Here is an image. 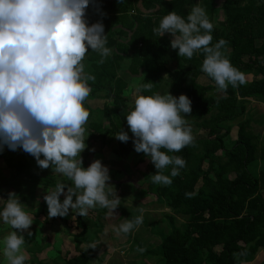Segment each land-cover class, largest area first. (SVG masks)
<instances>
[{
    "label": "trees",
    "instance_id": "1",
    "mask_svg": "<svg viewBox=\"0 0 264 264\" xmlns=\"http://www.w3.org/2000/svg\"><path fill=\"white\" fill-rule=\"evenodd\" d=\"M196 5L205 9L214 25L210 46L224 39L227 44L221 52L231 64L244 74H261L263 78L220 90L201 70L205 58L202 50L191 59L178 56V50L170 47V34L158 37L154 33L153 29L159 27L168 12L174 11L186 19ZM85 13L89 25L103 23L105 46L111 49L103 63L101 56L90 49L82 61L84 72L95 77L87 81L91 91L84 101L89 112L87 144L91 140L101 145L113 143L112 151L120 157L136 152L125 117L134 108V104L128 108L124 96L132 76L137 77L135 87L153 83L151 91H142L140 95H186L191 101L189 115L196 127L207 130L206 138L193 139L179 152L161 149L186 161L179 175L171 177L170 185L152 182L156 169L151 163L149 173L137 184L139 188L134 186L141 194L154 196L155 203L170 208L174 215L184 217L181 226H177L174 215H164L170 228L160 233L158 252L153 255L160 264H250L259 251L264 252V136L252 132L249 120L237 122L234 137L230 132L234 121L244 115L247 99L264 103V0H221L219 5L216 0H90ZM125 58L129 63L122 67ZM202 74L210 84L196 82ZM96 99L102 100L100 107H93ZM120 130L128 133L127 142L114 137ZM138 154L137 162H144L145 155ZM0 161L13 170L12 189L25 199L15 186H25L23 179L36 175L39 166L35 158L23 150H3ZM82 162L84 165L83 159ZM172 167H166L163 174L170 176ZM42 184L47 188L56 186L52 179H42ZM67 184L71 186L72 182L68 180ZM34 198L32 195L30 199ZM97 208L94 219L75 215L76 228L81 229L73 236L77 255L58 256L59 264H93L95 259H102L93 253V246L80 248L81 244L99 242L104 234L102 219L106 208ZM130 213L124 212L123 217L134 220L140 216ZM119 236L128 239L116 241L113 246L131 241L130 251L144 252L131 239L130 232ZM216 247H220L219 252H215ZM32 254L28 264H42Z\"/></svg>",
    "mask_w": 264,
    "mask_h": 264
},
{
    "label": "clouds",
    "instance_id": "2",
    "mask_svg": "<svg viewBox=\"0 0 264 264\" xmlns=\"http://www.w3.org/2000/svg\"><path fill=\"white\" fill-rule=\"evenodd\" d=\"M89 4L90 0H0V150L4 146L12 151L21 148L35 158L39 168L51 167L72 182L71 186L58 183L46 192L43 199L48 217L67 216L70 209L83 217L97 206L114 214L121 200L108 183V168L99 160L87 168L81 166L80 154L87 138L84 125L89 118L84 101L91 91L87 81L95 79L84 72L82 61L89 49L101 56L100 63L111 54L105 46L103 23L86 22ZM213 27L205 9L196 5L186 19L168 12L153 31L158 37L170 34V47L178 50V56L191 59L202 50L201 70L220 90L245 84V74L221 52L227 41L220 39L210 46ZM152 87L153 83L147 82L135 91H151ZM189 114L190 99L167 92L137 95L134 108L125 116L134 150L148 157L156 169L153 183L170 185L171 177L185 167L182 157L169 156L161 149L179 152L192 144L186 119ZM114 137L121 142L129 140L123 130ZM169 165L173 166L170 176L164 175ZM25 209L18 195L9 192L0 210V219L15 229L3 239L7 264H24L26 260L24 233L32 235L28 230L34 218ZM142 222V216L125 219L115 231L127 234Z\"/></svg>",
    "mask_w": 264,
    "mask_h": 264
},
{
    "label": "rangeland",
    "instance_id": "3",
    "mask_svg": "<svg viewBox=\"0 0 264 264\" xmlns=\"http://www.w3.org/2000/svg\"><path fill=\"white\" fill-rule=\"evenodd\" d=\"M221 0H216V4H220ZM126 41V39H124ZM129 60L126 58L122 61V67H127ZM136 76L130 77V85L126 88L124 96L127 98L126 105L130 108L134 104V100L137 95L136 93ZM199 81V79H198ZM203 82V81H202ZM205 84V83H204ZM179 94L174 95L178 97ZM105 100V99H104ZM106 101V100H105ZM104 101V102H105ZM251 103L256 106H264L263 102ZM102 100H94L93 107H100ZM250 106V102L248 104ZM257 110V109H255ZM254 110V112H255ZM263 111V112H262ZM260 116L252 115L253 121L264 120V108L262 109ZM257 112H260L258 109ZM248 113V112H247ZM244 114L234 121V126L237 122L246 120L248 114ZM188 124L191 127V134L193 139L195 138H206L207 130H200L198 133H194L193 130L196 126L190 115L186 116ZM254 128L259 131H264V123L259 124L262 128H258L253 122ZM233 126V127H234ZM85 127V136L88 138L89 128L87 124ZM237 127V126H236ZM197 134V135H194ZM86 138V139H87ZM86 148L80 154L84 161L83 168H87L94 160H99L102 165L106 166L109 170L110 183L114 186L117 195L120 197V205L114 210V214L109 213V209L106 208L105 217L102 219L104 234L99 242L92 245L81 244L80 248H90L93 246V253L102 258L95 259L93 264H160L158 257L153 255L158 252V244L160 242V233H166L169 231V226L165 220L164 215H174L170 208L165 205H159L155 203L154 196H145L141 191L134 190V186H137L138 182L143 179V175L149 173L148 164H151L150 159L145 156L144 162H137L140 154L137 152H131L125 157H120L112 151L113 143L109 145H101L99 141H90L89 144L85 142ZM7 152H19L22 150L18 148L16 151L10 150L8 147H3L0 151ZM89 152V153H88ZM42 156V155H41ZM43 156L41 157V159ZM91 159V160H90ZM36 161V160H35ZM83 163V162H82ZM36 175L32 178H24L26 182L25 186H15L21 189L25 199H21L18 194L19 200L26 206V211L31 215L33 223L29 230L32 235L28 236L24 233L25 244L22 245V251L26 256L24 264L33 259V254L42 264H59L56 258L60 256L72 257L77 255L76 249L74 248L73 236L81 232L80 228H76L75 213L69 210V214L64 217H48V208L43 197L46 192L54 190L51 187H44L42 179H52L54 184L64 183L66 185L68 178L61 176L48 169L36 168ZM14 172L11 168L5 167V163L0 161V210L3 209L5 200L8 199L9 192H15L12 189ZM8 180V181H7ZM39 184V185H38ZM16 193V192H15ZM32 195H35L34 199H30ZM110 199L112 197H109ZM64 196H60V200L63 201ZM75 200V197H73ZM98 207V206H97ZM92 208L88 210V214L85 217L94 219L98 214V208ZM142 210V211H141ZM128 212L130 214L139 213L142 216V223L130 231L132 240L138 245L143 247L144 252L137 250L130 251V242L128 244L122 243L118 247L113 246V243L121 242V238L117 232L112 234L110 230L114 229L126 219L123 217V213ZM176 219V225L181 226L180 223L184 221V217L181 215H174ZM12 229L10 225L5 224L0 219V264H7V261L3 255V239L7 236ZM116 236V237H115ZM93 238V234L91 235ZM120 237V238H119ZM128 237L125 239V241ZM215 252L220 251V247H216ZM151 251V252H150ZM150 252V253H147ZM151 254V255H150ZM264 259V252L259 251L253 262L250 264H262Z\"/></svg>",
    "mask_w": 264,
    "mask_h": 264
},
{
    "label": "crops",
    "instance_id": "4",
    "mask_svg": "<svg viewBox=\"0 0 264 264\" xmlns=\"http://www.w3.org/2000/svg\"><path fill=\"white\" fill-rule=\"evenodd\" d=\"M131 33V32H130ZM131 34H128V36H130ZM245 78H246V82H252V81H254V80H259V79H261V78H263V76L261 75V74H259V75H253V73H246L245 74ZM198 79H199V81H198ZM203 81V82H202ZM196 82L198 83V84H200V85H203V86H206V85H208V84H210L211 83V81L209 80V78L205 75V74H202V75H200L198 78H197V80H196ZM205 83V84H204ZM212 85L214 84H216V83H211ZM216 94L219 96V95H223V93L222 92H216ZM249 102H250V106H248V104H249ZM257 102H259V101H257ZM251 103H256V100L255 99H247L246 100V104H245V111H244V114H246L247 112V114H248V116L249 117H247L246 118V120H249L250 121V127L252 128V132L254 133V134H257V135H260V136H264V131L263 132H259V131H257L255 128H254V126L252 125V122L258 127V128H262V126H260L259 124H263L264 123V120H261V121H253L252 120V115H254V116H260V113H261V111H262V109L264 108V106L262 105V106H256V105H253V104H251ZM261 103V102H260ZM264 104V103H263ZM255 109H259L260 110V112H257V110H255ZM254 110H255V112H254ZM263 112V111H262ZM261 115H264V114H261ZM195 129L193 130V132L194 133H198L200 130H203V129H198L196 126L194 127ZM237 130H238V128L236 127V126H234V127H232V129H231V132H230V135H231V137H234L235 136V134L237 133ZM194 135H197V134H194ZM89 153V152H88ZM91 160V159H90Z\"/></svg>",
    "mask_w": 264,
    "mask_h": 264
}]
</instances>
